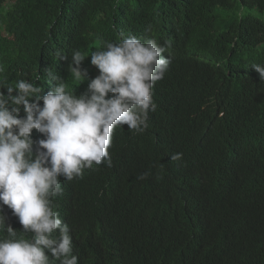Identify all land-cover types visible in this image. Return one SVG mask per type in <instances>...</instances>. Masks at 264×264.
<instances>
[{"label": "trees", "instance_id": "trees-1", "mask_svg": "<svg viewBox=\"0 0 264 264\" xmlns=\"http://www.w3.org/2000/svg\"><path fill=\"white\" fill-rule=\"evenodd\" d=\"M241 8L263 11L264 0H0V84L33 81L43 95L56 83L50 67L80 95L88 80L71 77L74 50L95 78L91 53L121 32L175 47L147 129L121 126L112 166L53 198L79 264H264V85L252 70L264 65V21ZM177 86L195 92L171 105Z\"/></svg>", "mask_w": 264, "mask_h": 264}, {"label": "clouds", "instance_id": "clouds-1", "mask_svg": "<svg viewBox=\"0 0 264 264\" xmlns=\"http://www.w3.org/2000/svg\"><path fill=\"white\" fill-rule=\"evenodd\" d=\"M120 37L118 43L106 42L102 50L91 53L90 63L99 70L95 78L82 68L85 53L72 52L71 77L80 84L88 80L87 90L80 95L69 91L50 67L44 71L56 83L43 95L33 81L0 84L7 90V95L0 91V231L7 233L0 239V264H79L70 227L54 210L53 198L70 191L68 181L78 184L88 171L112 166L113 135L121 126L136 133L147 129L149 111L157 108L154 83L162 84L175 67L174 45L123 32ZM252 70L263 86L264 65L253 64ZM194 92L190 87L173 88L171 105ZM263 93L262 89L258 95ZM34 129L43 138L34 140ZM182 155L175 153L170 159L181 160ZM4 205L22 225L19 232L30 233V238L18 235L7 223Z\"/></svg>", "mask_w": 264, "mask_h": 264}, {"label": "rangeland", "instance_id": "rangeland-1", "mask_svg": "<svg viewBox=\"0 0 264 264\" xmlns=\"http://www.w3.org/2000/svg\"><path fill=\"white\" fill-rule=\"evenodd\" d=\"M240 12L243 14H252V15H254V16H256L259 19L264 21V10L263 11H260L259 9L248 10V9L241 8ZM259 48H261V47H259Z\"/></svg>", "mask_w": 264, "mask_h": 264}]
</instances>
